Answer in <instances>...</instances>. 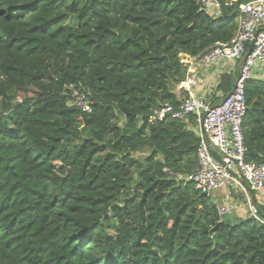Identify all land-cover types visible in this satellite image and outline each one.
<instances>
[{"label": "trees", "instance_id": "1", "mask_svg": "<svg viewBox=\"0 0 264 264\" xmlns=\"http://www.w3.org/2000/svg\"><path fill=\"white\" fill-rule=\"evenodd\" d=\"M246 1L216 19L195 0H0V264H264V205L262 222L220 217L178 178L196 134L147 118ZM82 88L90 112L69 104ZM244 93L246 161L264 162V81Z\"/></svg>", "mask_w": 264, "mask_h": 264}, {"label": "built area", "instance_id": "2", "mask_svg": "<svg viewBox=\"0 0 264 264\" xmlns=\"http://www.w3.org/2000/svg\"><path fill=\"white\" fill-rule=\"evenodd\" d=\"M198 10L219 19L226 7H233L237 0H195ZM236 30L229 42H217L199 55L181 54L186 67L185 79L177 85L176 104L165 102L154 109L148 118L153 124L172 117L183 121L198 137L197 169L187 176H179L193 184L194 188L211 198L212 192H220L217 206L220 217L238 213L240 218H253L262 222L258 204L264 205V162L246 161L242 121L246 111L245 82L250 78L264 81V0H249L235 7ZM253 42L245 63L239 67L230 94L225 101L217 85L223 74L230 73V63L239 62ZM226 61L228 62L225 65ZM216 67L213 90L203 94L198 88L208 79V70ZM216 89V90H215ZM180 90L185 95H180ZM215 90V92H214ZM219 92V93H218ZM88 92L82 88L72 95L70 105L81 111H91ZM216 94H218L216 96ZM190 118L195 125L190 127ZM138 120H143L142 116ZM241 190L246 198L239 204L234 193ZM256 195V196H255Z\"/></svg>", "mask_w": 264, "mask_h": 264}, {"label": "crops", "instance_id": "3", "mask_svg": "<svg viewBox=\"0 0 264 264\" xmlns=\"http://www.w3.org/2000/svg\"><path fill=\"white\" fill-rule=\"evenodd\" d=\"M239 62H233V63H230V66H228V68L230 69V72L231 73H234L235 71H238L239 72ZM228 62L226 61L225 65H227ZM208 79H206V83L204 82V86L198 88L201 92H203V94H208V91H211L213 90V83H214V78L216 76V67H214L213 69L211 70H208ZM216 90V89H215ZM214 90V92H215ZM219 93V92H218ZM218 94H216L217 96ZM190 127H192V125L190 124ZM190 130H192L191 128H189ZM193 131V130H192ZM262 194H264V190L262 191ZM217 198H219V195H217ZM234 198L235 200L239 203V204H243L245 203V201L243 200L244 195L242 193L241 190H238L234 193ZM238 218V219H242L240 218V216L238 215V213H232V214H229V218L232 219V218Z\"/></svg>", "mask_w": 264, "mask_h": 264}, {"label": "rangeland", "instance_id": "4", "mask_svg": "<svg viewBox=\"0 0 264 264\" xmlns=\"http://www.w3.org/2000/svg\"><path fill=\"white\" fill-rule=\"evenodd\" d=\"M77 91V89H73V93H72V95L75 93ZM121 125V124H120ZM192 125H195V124H192ZM144 154H146L145 152H139V153H137V154H135V156H142V155H144ZM217 195H219V198H217ZM256 196V195H255ZM245 197V196H244ZM220 198H221V193L218 191V192H212V195H211V200L213 201L214 199L216 200V201H219L220 200ZM243 200L244 201H246V198H243ZM227 218H229V216H227ZM247 218H249L248 217V215H247Z\"/></svg>", "mask_w": 264, "mask_h": 264}, {"label": "water", "instance_id": "5", "mask_svg": "<svg viewBox=\"0 0 264 264\" xmlns=\"http://www.w3.org/2000/svg\"><path fill=\"white\" fill-rule=\"evenodd\" d=\"M252 46H253V42L250 43L249 45V49L247 50V52L242 56V58L239 60V67H241L245 61L247 60V57L249 56L251 50H252ZM230 92L225 96L223 97L221 100L222 102L226 100V98L229 96Z\"/></svg>", "mask_w": 264, "mask_h": 264}]
</instances>
